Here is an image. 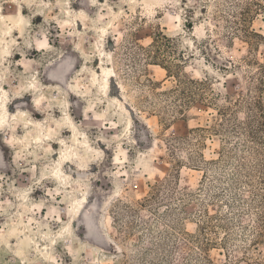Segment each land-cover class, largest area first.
<instances>
[{"label": "rangeland", "instance_id": "obj_1", "mask_svg": "<svg viewBox=\"0 0 264 264\" xmlns=\"http://www.w3.org/2000/svg\"><path fill=\"white\" fill-rule=\"evenodd\" d=\"M258 101L264 0H0V264H264Z\"/></svg>", "mask_w": 264, "mask_h": 264}, {"label": "trees", "instance_id": "obj_2", "mask_svg": "<svg viewBox=\"0 0 264 264\" xmlns=\"http://www.w3.org/2000/svg\"><path fill=\"white\" fill-rule=\"evenodd\" d=\"M159 39L167 40V38L162 33ZM207 87H208L207 81L199 82V81H195L189 78L182 79L180 77H177V86L175 89L168 92L167 97H171L175 105H177V108H180V111H178L179 114H183L182 116H185V113H181V112H184L185 110L189 109L193 104H196L199 102H204L206 104H213L212 101H207V99L203 97L204 96L203 92L204 90L207 89ZM257 106L260 107V109L264 108V104L262 101H258ZM226 114H228V112H226ZM227 116L228 115H225V117ZM230 117L231 118L226 119V121H233L232 115ZM158 199H159V196H158Z\"/></svg>", "mask_w": 264, "mask_h": 264}, {"label": "bare ground", "instance_id": "obj_3", "mask_svg": "<svg viewBox=\"0 0 264 264\" xmlns=\"http://www.w3.org/2000/svg\"><path fill=\"white\" fill-rule=\"evenodd\" d=\"M6 114H9L8 112H6ZM2 116V115H1ZM5 118H1V121L4 120ZM2 123V122H1ZM86 200V198L84 197L83 199H81V201Z\"/></svg>", "mask_w": 264, "mask_h": 264}]
</instances>
